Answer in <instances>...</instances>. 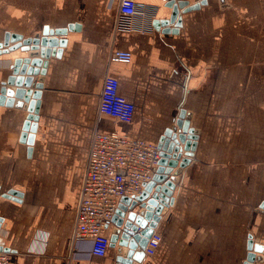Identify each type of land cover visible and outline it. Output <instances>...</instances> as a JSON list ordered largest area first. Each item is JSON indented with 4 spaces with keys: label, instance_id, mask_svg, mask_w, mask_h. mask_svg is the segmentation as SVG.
I'll return each mask as SVG.
<instances>
[{
    "label": "crops",
    "instance_id": "obj_1",
    "mask_svg": "<svg viewBox=\"0 0 264 264\" xmlns=\"http://www.w3.org/2000/svg\"><path fill=\"white\" fill-rule=\"evenodd\" d=\"M137 2L152 12V32H117L118 0H0V42L74 27L58 37L67 40L61 57L48 60L32 146L21 140L26 108L0 102V245L10 264H70L95 132L159 146L181 110L199 131L194 157L155 230L158 249L133 264H245L251 240L264 246V0ZM171 2L200 4L180 13L176 34L164 33L174 27ZM112 51L130 52L131 62H110ZM22 56L0 57V97ZM107 76L135 105L130 123L99 111ZM12 190L21 199L2 198ZM114 230L109 223V240ZM117 259L109 244L91 264Z\"/></svg>",
    "mask_w": 264,
    "mask_h": 264
},
{
    "label": "water",
    "instance_id": "obj_2",
    "mask_svg": "<svg viewBox=\"0 0 264 264\" xmlns=\"http://www.w3.org/2000/svg\"><path fill=\"white\" fill-rule=\"evenodd\" d=\"M203 4L205 2H202ZM168 7L172 9L169 24L173 29L165 28L164 33L176 34L182 26L180 13H188L200 8V4L189 6L187 2H171ZM157 28L159 22L154 23ZM74 27L51 30L45 26L42 32L32 37L24 38L22 35L5 33L4 40L0 42V57L16 51L27 53L25 57H18L11 66L12 74L7 82L3 83L0 102L18 109L26 108L27 122L21 140L32 146L34 133L40 107V97L43 89V79L46 74L48 60L51 57L60 58L63 48L67 44L65 36ZM16 87V89L10 88ZM191 114L181 110L178 120L167 129L160 141L161 158L158 165L153 168V178L147 183L140 195L124 197L112 222L115 230L110 239L111 247L118 244V264L141 263L146 256L145 250L152 238L162 217L173 204L172 194L176 189L183 169L194 157L199 131L190 127ZM28 133H31L28 135ZM30 152V150H29ZM22 194L9 191L2 198L10 200L21 199ZM264 209V204L261 206ZM3 222L0 217V229ZM128 250L123 257V249ZM248 256L245 264H261L264 261V246L254 244L251 240L248 245ZM0 252L11 253V250L0 245Z\"/></svg>",
    "mask_w": 264,
    "mask_h": 264
},
{
    "label": "built area",
    "instance_id": "obj_3",
    "mask_svg": "<svg viewBox=\"0 0 264 264\" xmlns=\"http://www.w3.org/2000/svg\"><path fill=\"white\" fill-rule=\"evenodd\" d=\"M114 1V0H112ZM152 12L137 0H118L115 29L117 32L142 33L153 31ZM110 62L128 64L132 54L112 51ZM116 78L107 76L103 82L99 111L115 120L130 123L135 105L119 91ZM161 150L141 139H130L117 133L95 132L90 143L85 175L82 182L76 226L72 238L70 264H91L94 257H105L110 240L106 228L112 222L121 200L141 194L154 175ZM154 233L145 250L153 256L161 243ZM89 243L82 250L78 244ZM0 264H10V255L0 252Z\"/></svg>",
    "mask_w": 264,
    "mask_h": 264
}]
</instances>
